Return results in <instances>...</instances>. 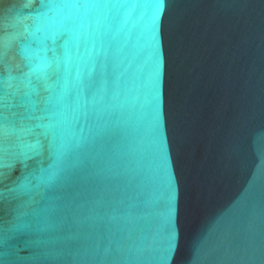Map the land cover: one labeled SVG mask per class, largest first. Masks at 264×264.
<instances>
[{
  "label": "water",
  "instance_id": "95a60500",
  "mask_svg": "<svg viewBox=\"0 0 264 264\" xmlns=\"http://www.w3.org/2000/svg\"><path fill=\"white\" fill-rule=\"evenodd\" d=\"M154 4L93 13L97 90L59 142L5 122L0 264H264V0H165L158 81ZM55 14L0 0L5 115L29 79L49 94L31 65Z\"/></svg>",
  "mask_w": 264,
  "mask_h": 264
},
{
  "label": "snow or ice",
  "instance_id": "6c2138e0",
  "mask_svg": "<svg viewBox=\"0 0 264 264\" xmlns=\"http://www.w3.org/2000/svg\"><path fill=\"white\" fill-rule=\"evenodd\" d=\"M126 0H40L43 8L56 10L51 18L54 27H58L55 35H50L52 46L42 43L35 53L38 61L31 65V73H37L42 80L44 90L49 94L42 100V107H37L32 96L38 89L32 85L31 79L27 81L28 90L23 94L19 105L8 107H24L23 112H10L5 115L0 112V131L10 122L13 131H32L33 128H43L45 135L52 141L59 142L68 123L70 112L79 111L86 102L89 94L95 95L97 83L91 78L95 64L82 70L80 65V49H87L91 43L90 20L96 10L116 7ZM165 0H155L156 12L153 16L154 51L157 55L156 78L159 76L158 40H156V21L159 19ZM28 6V5H25ZM46 13H42L44 15ZM31 30L33 26H27ZM39 30V29H37ZM59 41V42H58ZM52 56L49 57L48 53ZM48 69H51L49 71ZM55 77L51 84L48 81ZM19 122L20 129L16 128ZM36 121L35 124L31 123ZM35 147V146H32ZM173 242L170 237L166 249L165 260L172 254Z\"/></svg>",
  "mask_w": 264,
  "mask_h": 264
}]
</instances>
